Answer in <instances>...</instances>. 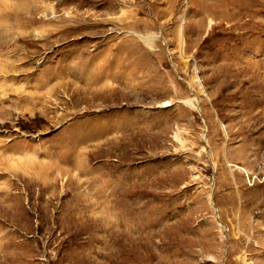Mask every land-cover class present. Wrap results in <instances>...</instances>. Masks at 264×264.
<instances>
[{"label":"rangeland","instance_id":"rangeland-1","mask_svg":"<svg viewBox=\"0 0 264 264\" xmlns=\"http://www.w3.org/2000/svg\"><path fill=\"white\" fill-rule=\"evenodd\" d=\"M0 264H264V0H0Z\"/></svg>","mask_w":264,"mask_h":264},{"label":"bare ground","instance_id":"bare-ground-1","mask_svg":"<svg viewBox=\"0 0 264 264\" xmlns=\"http://www.w3.org/2000/svg\"><path fill=\"white\" fill-rule=\"evenodd\" d=\"M148 37V36H147ZM145 37V36H141V38L147 43V44H150V40L148 39V38H152V37ZM157 37V36H156ZM153 39V38H152ZM152 47V46H151ZM195 102H197L198 104L197 105H195ZM199 102H200V100L199 99H191V100H189V101H187V103L190 105V106H192V107H194L195 109H197V110H201V108H200V106H199ZM165 106H168L167 104L165 105Z\"/></svg>","mask_w":264,"mask_h":264},{"label":"built area","instance_id":"built-area-1","mask_svg":"<svg viewBox=\"0 0 264 264\" xmlns=\"http://www.w3.org/2000/svg\"><path fill=\"white\" fill-rule=\"evenodd\" d=\"M254 180V179H253ZM254 182H255V180H254Z\"/></svg>","mask_w":264,"mask_h":264}]
</instances>
